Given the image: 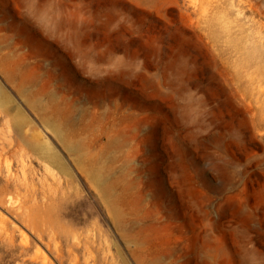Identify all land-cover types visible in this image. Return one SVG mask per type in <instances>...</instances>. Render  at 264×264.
<instances>
[{
  "label": "rangeland",
  "instance_id": "obj_1",
  "mask_svg": "<svg viewBox=\"0 0 264 264\" xmlns=\"http://www.w3.org/2000/svg\"><path fill=\"white\" fill-rule=\"evenodd\" d=\"M0 144V264H264V0H0Z\"/></svg>",
  "mask_w": 264,
  "mask_h": 264
},
{
  "label": "bare ground",
  "instance_id": "obj_2",
  "mask_svg": "<svg viewBox=\"0 0 264 264\" xmlns=\"http://www.w3.org/2000/svg\"><path fill=\"white\" fill-rule=\"evenodd\" d=\"M15 121H16V123L17 124H19V125H17V126H19L20 127V125H21V123H24L26 120H25V117L24 116H22V115H18V116H16V118H15ZM58 127L57 126H54V129H53V131H54V133H55V135H56V137H57V139H58V141L60 142V144H62L63 145V147H67V149H68V152H70V153H72L75 157H77L78 155H80V156H82L79 152H81L82 154H84V158L86 159V167H85V169L89 172V175L91 176V177H94L96 180H98L97 182H99V183H97L96 185L97 186H99L98 188H101V190L100 191H102V193H104L105 195H108L109 194V192L111 191V189H112V187H111V185H112V183H111V180H109V174L107 175V174H98L99 173V171L97 170V165H96V154H95V152L92 150V148H87V149H85L81 144H79V143H71V144H67L66 145V142L65 141H63L61 138H60V136H59V133H58ZM15 130V129H14ZM3 142H5V141H3ZM6 143V142H5ZM12 143H13V141H12ZM18 144V143H17ZM19 147V146H18ZM32 150L31 151H33L36 155H38V156H40L41 158H43L44 160H45V162H47L46 164H49L48 166H50V167H55V169H58L57 171L60 173H62V174H66L67 172H66V168H65V166H64V164L60 161V157L57 155V153H55V152H53L52 151V149L48 146V144L47 143H42L41 145H39V146H36L35 145V147H32L31 148ZM83 149H85V151L86 152H84V150ZM23 150V149H22ZM28 150V149H27ZM28 152V151H27ZM26 153V152H25ZM7 155H18V156H20L22 159L24 158V154L22 153V152H20V151H18V149H16V145H15V149H14V147H12V145L10 146V145H4V144H0V167L2 166V162H4V164H6V161H4V159L3 158H5V156L7 157ZM35 156V155H34ZM31 157V156H30ZM83 157V156H82ZM26 158V157H25ZM37 158H39V157H37ZM30 159V158H29ZM40 160V159H39ZM22 161V160H21ZM44 162V161H43ZM21 164H22V169H23V162H21ZM27 165V164H26ZM25 165V166H26ZM6 166V168H7V173H8V170H9V166L8 165H5ZM18 167V166H17ZM2 168V167H1ZM16 169V168H15ZM45 169H46V167H45ZM1 170V169H0ZM24 170V169H23ZM28 170V169H27ZM30 171V170H29ZM105 171H107L108 173H109V171L106 169ZM4 172V171H3ZM16 172H14V174H15ZM13 174V173H12ZM2 175V174H1ZM54 176V175H53ZM6 180H9V177H10V175L9 174H7L6 176ZM42 177V176H41ZM33 178V177H32ZM27 179V178H26ZM39 179V178H38ZM13 180V179H12ZM48 180V179H47ZM93 180V179H92ZM27 181V180H26ZM40 181V180H39ZM45 181V180H44ZM49 181V180H48ZM47 181V182H48ZM13 182H15L14 180H13ZM22 182V181H21ZM31 182V181H30ZM91 183V182H90ZM15 184V183H14ZM27 184H28V181H27ZM43 184V183H42ZM51 184V183H50ZM22 185V184H21ZM52 185V184H51ZM57 185V184H56ZM95 185V186H96ZM44 186V185H43ZM19 185L17 186V185H15V188H14V195H12L10 192H8V194L9 195H11L12 197L10 198L12 201H13V197L15 196V197H21V189H19ZM6 188H8V187H6ZM96 189H97V187H96ZM13 190V189H12ZM25 190V189H24ZM55 190V189H54ZM26 191V190H25ZM36 191V190H35ZM77 191V190H76ZM6 192V191H5ZM27 192H28V190H27ZM7 193V192H6ZM102 193H100V194H102ZM45 194V193H44ZM77 194V193H76ZM98 194H99V192H98ZM114 194V193H113ZM28 195V194H27ZM76 196V195H75ZM34 197V196H33ZM39 197V196H38ZM109 197V196H108ZM107 197V198H108ZM25 198V197H24ZM28 198V197H27ZM111 198V197H110ZM10 201V200H9ZM43 201H44V199H43ZM47 202V201H46ZM107 202V201H106ZM111 202V201H110ZM10 203V202H9ZM39 204H40V202H39ZM113 204V203H112ZM16 205V204H15ZM63 205V204H62ZM104 205H106V204H104ZM19 206V205H18ZM110 206H112L111 204H110ZM9 207V206H8ZM11 207V206H10ZM65 207V206H64ZM68 207V206H67ZM117 207V206H116ZM115 207V208H116ZM16 208V207H15ZM66 208V207H65ZM19 209V208H18ZM17 209V210H18ZM15 210V209H14ZM20 210V209H19ZM120 211V210H119ZM21 212V211H20ZM66 213V212H65ZM110 214H112V213H110ZM23 216V215H22ZM64 216V215H63ZM62 216V217H63ZM20 217V216H19ZM116 217V216H115ZM113 218V217H112ZM65 219V218H64ZM24 221V220H23ZM23 221H22V224H23ZM67 222V221H66ZM116 222V221H115ZM118 222V221H117ZM43 223V222H42ZM71 224V223H70ZM118 224V223H117ZM48 225V224H47ZM93 225V224H92ZM115 225V224H114ZM42 227V226H41ZM117 227V226H116ZM52 228V227H51ZM125 228V227H124ZM98 229V228H97ZM52 230V229H51ZM88 230V229H87ZM89 231H90V229H89ZM88 231V232H89ZM44 232V231H43ZM94 232V231H93ZM75 233V232H74ZM90 233V232H89ZM92 234V233H91ZM46 235H47V233H46ZM46 235H45V237H46ZM50 235V234H49ZM48 235V236H49ZM59 235V234H58ZM88 235V234H87ZM87 235H86V237H87ZM101 235V234H100ZM79 236V235H78ZM76 237V236H75ZM103 237V236H102ZM50 238V237H49ZM59 238H60V235H59ZM48 239V238H47ZM64 239V238H63ZM76 239H78L79 240V238H76ZM86 239V238H85ZM94 239H96V238H94ZM103 239H104V237H103ZM81 240V239H80ZM83 240V239H82ZM89 240H90V238H89ZM98 240V239H97ZM94 242V241H93ZM68 243V242H67ZM88 243H89V241H88ZM102 243V242H101ZM106 243V242H105ZM62 244V243H61ZM79 244H80V242H79ZM86 244V243H85ZM70 247V246H69ZM63 248V247H62ZM72 249H74V248H72ZM28 250V249H27ZM51 251V250H50ZM57 251V250H56ZM63 251V250H62ZM70 251V250H69ZM88 251V250H87ZM76 252V251H75ZM88 252H90V251H88ZM43 253V252H42ZM64 254V253H63ZM83 254V253H82ZM43 255H44V253H43ZM71 255V254H70ZM78 255V254H77ZM93 255V254H92ZM53 256V255H52ZM64 256V255H63ZM62 256V257H63ZM43 257V256H42ZM86 257V256H85ZM93 257V256H92ZM90 258V257H89ZM88 258V259H89ZM43 259V258H42ZM77 259V258H76ZM91 259V258H90ZM62 260V259H61ZM71 260V259H70ZM8 261V260H7ZM53 261H54V259H53ZM11 262V261H10ZM63 262V261H62ZM65 262V261H64ZM8 263V262H7ZM6 263V264H7ZM75 263V262H74ZM156 263V262H155ZM158 263V262H157ZM11 264H12V262H11ZM26 264V263H25ZM62 264V263H61ZM86 264V263H85ZM88 264H89V262H88ZM154 264V263H153Z\"/></svg>",
  "mask_w": 264,
  "mask_h": 264
}]
</instances>
